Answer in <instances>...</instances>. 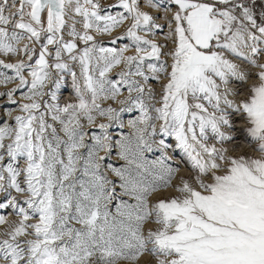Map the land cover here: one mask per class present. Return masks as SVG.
Listing matches in <instances>:
<instances>
[{"label":"snow or ice","instance_id":"1","mask_svg":"<svg viewBox=\"0 0 264 264\" xmlns=\"http://www.w3.org/2000/svg\"><path fill=\"white\" fill-rule=\"evenodd\" d=\"M13 82L0 264H264V0H0ZM234 117L259 155L224 147Z\"/></svg>","mask_w":264,"mask_h":264},{"label":"rangeland","instance_id":"2","mask_svg":"<svg viewBox=\"0 0 264 264\" xmlns=\"http://www.w3.org/2000/svg\"><path fill=\"white\" fill-rule=\"evenodd\" d=\"M115 0H102V3L104 4H112ZM151 11L155 12V9H151ZM119 31V30H118ZM163 37L161 36L160 39ZM128 41H121V44L127 43ZM13 60L19 59V57H12ZM251 82V81H250ZM16 82L10 83V84H0V92L5 91L8 88H12L15 86ZM234 87H240L238 84H234ZM241 95H244V92H241ZM62 96L64 100H72L74 98V93L70 86V81L66 82L65 87L62 89ZM17 99H19V93L17 94ZM8 110L16 111V106L7 102V97H0V113H5ZM139 113L134 111L132 113H124L123 119L125 121V124L129 119L135 118ZM233 124L234 127L231 130L230 134L235 137L231 142L225 143L224 147L228 148L230 153L235 156H239L244 153H248L250 155H259V153L256 151L254 142H250L251 138L249 137L246 128L247 124L243 119H240L239 117L233 118ZM98 131V130H97ZM131 130L129 128L121 129L119 127H114L111 129V132L114 136H119L122 133L126 134L130 132ZM168 143H174L173 138H166ZM149 158H156L159 157L160 153H149ZM169 155L172 157V162L174 166H178L179 171L177 173V176L174 178V183H179L181 177H188L192 175L191 169L189 165L186 162V157L183 156V153H181L179 150H170ZM114 159V157H113ZM175 193L174 189H164L161 190V195L168 196ZM9 221H12L16 219V217L9 211L7 216ZM6 227V225H0V230H3ZM141 264H155L154 258L148 254L145 253L144 256L141 258Z\"/></svg>","mask_w":264,"mask_h":264},{"label":"bare ground","instance_id":"3","mask_svg":"<svg viewBox=\"0 0 264 264\" xmlns=\"http://www.w3.org/2000/svg\"><path fill=\"white\" fill-rule=\"evenodd\" d=\"M249 83H251V82L249 81Z\"/></svg>","mask_w":264,"mask_h":264}]
</instances>
